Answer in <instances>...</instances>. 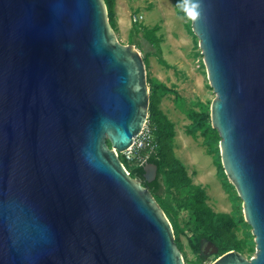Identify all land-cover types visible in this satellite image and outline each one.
<instances>
[{"label": "water", "instance_id": "1", "mask_svg": "<svg viewBox=\"0 0 264 264\" xmlns=\"http://www.w3.org/2000/svg\"><path fill=\"white\" fill-rule=\"evenodd\" d=\"M217 97L212 126L264 264V0H184ZM147 64L105 0H0V264H186L119 152L149 117ZM151 182L159 166L144 165ZM210 244H213L211 241Z\"/></svg>", "mask_w": 264, "mask_h": 264}, {"label": "rangeland", "instance_id": "2", "mask_svg": "<svg viewBox=\"0 0 264 264\" xmlns=\"http://www.w3.org/2000/svg\"><path fill=\"white\" fill-rule=\"evenodd\" d=\"M112 1L110 23L119 40L142 53L150 88L164 86L150 96V107L157 106L173 123V136L166 130L163 141L164 153L169 154L161 174L164 195L156 199L177 231L186 264H211L233 249L251 259L257 252L256 237L245 217L243 199L220 165L221 136L211 120L217 93L185 1ZM135 15H142V21L135 22ZM195 118L203 129L189 135L186 128ZM174 157L180 159L186 174L175 170ZM203 202L215 212L231 214L236 237L226 228L218 231L219 222L203 213ZM210 241L213 244L207 249Z\"/></svg>", "mask_w": 264, "mask_h": 264}, {"label": "trees", "instance_id": "3", "mask_svg": "<svg viewBox=\"0 0 264 264\" xmlns=\"http://www.w3.org/2000/svg\"><path fill=\"white\" fill-rule=\"evenodd\" d=\"M108 10L111 8L113 1L112 0H105ZM159 88H164L161 84L152 86L151 89V95L156 92V89ZM150 121L156 126L157 128V138L160 142V148H159V154L158 156L152 155L148 163H155L159 166V172H158V178L156 182L154 183H147L144 178V165H131L127 162H125L127 168L129 169L131 175L133 177L139 178V179H144L143 184L147 186L151 192L154 194L156 198H162L164 195V184L162 182L161 174H162V168L164 165V162L166 161L167 157L169 154L164 153V146H163V141L166 142V130H169V133L171 136H173V123L167 118L166 114L157 106L151 105L150 107V116H149ZM202 122L200 119L195 118L192 124L188 125L186 128V132L189 135H194L198 130H202ZM173 161V166L175 167V170L181 174H186V170L180 159L174 157L172 159ZM221 167L223 168L222 164L220 163ZM201 209L203 210V213H205L206 216L211 217L212 219H216L219 222V225L217 227L218 231L221 232L224 228H226L229 232L232 233L233 237L235 236L234 233V220L231 216V214L226 213V212H215L206 202H203L201 205ZM175 233L177 231L175 230ZM202 236L198 238L199 241H201ZM221 252H224V249H220Z\"/></svg>", "mask_w": 264, "mask_h": 264}, {"label": "built area", "instance_id": "4", "mask_svg": "<svg viewBox=\"0 0 264 264\" xmlns=\"http://www.w3.org/2000/svg\"><path fill=\"white\" fill-rule=\"evenodd\" d=\"M142 19V15L134 16L135 22H140ZM156 131V126L150 121L148 117L142 130L137 136L134 137L132 145L125 151L119 152L118 155L123 163L125 164V162H127L131 165L143 166L148 162L152 155L158 156L160 142L157 138Z\"/></svg>", "mask_w": 264, "mask_h": 264}, {"label": "flooded vegetation", "instance_id": "5", "mask_svg": "<svg viewBox=\"0 0 264 264\" xmlns=\"http://www.w3.org/2000/svg\"><path fill=\"white\" fill-rule=\"evenodd\" d=\"M157 178H158V176L155 178V179H153L151 182H148V181H146V179H145V181L147 182V183H154V182H156V180H157ZM142 180V182H143V180L144 179H141ZM207 244V246H206V248L208 249V247L210 246V243L209 242H206Z\"/></svg>", "mask_w": 264, "mask_h": 264}]
</instances>
